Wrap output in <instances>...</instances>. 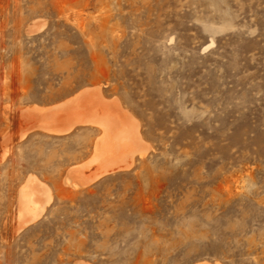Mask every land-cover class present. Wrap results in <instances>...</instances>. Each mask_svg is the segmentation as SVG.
<instances>
[{
    "label": "rangeland",
    "instance_id": "obj_1",
    "mask_svg": "<svg viewBox=\"0 0 264 264\" xmlns=\"http://www.w3.org/2000/svg\"><path fill=\"white\" fill-rule=\"evenodd\" d=\"M94 85L138 124L127 169L95 127L19 138ZM202 262L264 264V0H0V264Z\"/></svg>",
    "mask_w": 264,
    "mask_h": 264
},
{
    "label": "bare ground",
    "instance_id": "obj_2",
    "mask_svg": "<svg viewBox=\"0 0 264 264\" xmlns=\"http://www.w3.org/2000/svg\"><path fill=\"white\" fill-rule=\"evenodd\" d=\"M27 32L31 33L33 29L30 28ZM20 116L32 118L37 123L25 132H21L20 139L28 131L34 129L54 136L66 135L79 126H91L98 129L99 134L92 144L93 155L90 162L100 163V169L102 168L100 174L127 169L131 164L133 154L137 151L135 149L145 147L138 130V124L133 116L123 109L116 99L107 100L99 85L85 88L55 105L27 106L21 110ZM144 153L143 149L139 151L141 156ZM74 170L70 169L69 171ZM97 176L98 174L95 178ZM26 183L30 191L22 192L19 196L17 219L18 221L22 220L23 224L19 223L17 230L39 216L40 212L36 213L33 209L34 201L39 193L46 191L45 184L36 177H28ZM49 200L45 203H48Z\"/></svg>",
    "mask_w": 264,
    "mask_h": 264
}]
</instances>
